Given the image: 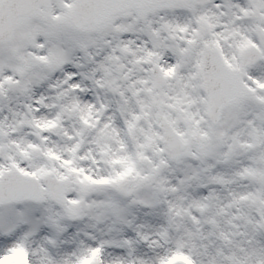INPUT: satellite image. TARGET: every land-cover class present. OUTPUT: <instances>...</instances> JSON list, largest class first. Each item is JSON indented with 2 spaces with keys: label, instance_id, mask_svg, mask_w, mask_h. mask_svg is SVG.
Returning <instances> with one entry per match:
<instances>
[{
  "label": "snow or ice",
  "instance_id": "6c2138e0",
  "mask_svg": "<svg viewBox=\"0 0 264 264\" xmlns=\"http://www.w3.org/2000/svg\"><path fill=\"white\" fill-rule=\"evenodd\" d=\"M0 264H264V0H0Z\"/></svg>",
  "mask_w": 264,
  "mask_h": 264
}]
</instances>
